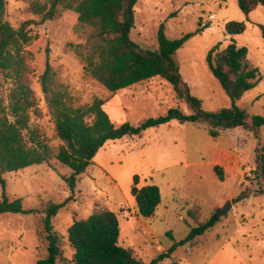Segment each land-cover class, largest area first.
<instances>
[{
    "label": "rangeland",
    "instance_id": "374dc122",
    "mask_svg": "<svg viewBox=\"0 0 264 264\" xmlns=\"http://www.w3.org/2000/svg\"><path fill=\"white\" fill-rule=\"evenodd\" d=\"M27 6L28 0H6L4 19L13 27L25 20H39ZM134 10L130 39L141 48L157 49L162 23L169 39L193 34L174 58L190 94L198 97L207 111L232 104L207 65L208 51L217 44L222 49L232 41L245 46L250 66L258 68L259 82L236 105L246 112L249 123L252 117L264 118V37L259 27L264 26L263 6L245 14L237 0H138ZM229 21L243 22L246 29L230 35L226 30ZM206 23L209 25L202 32L194 33ZM30 28L35 38L25 46L23 81L33 91L30 100L34 104L28 110L29 129L24 131H34L54 152L62 142L55 133L40 83L47 54L54 86L66 91L71 105L101 98L115 125H137L174 107L190 112L173 87L160 77L111 93L86 74L74 53L66 48L67 42H81L85 37L75 12L63 9L60 17L34 23ZM14 88V79L0 71V100L9 114ZM258 130V139L240 127L221 130L214 138L204 124L170 120L138 136L108 140L92 164L77 176L73 191L65 181L71 169L55 158L18 171L0 170L8 199L22 198L24 209L37 210L0 214V264H36L46 255L44 210L60 203L64 205L51 221L60 237L61 253L55 264H73L67 227L98 209L117 214L118 244L131 249L143 264L174 244V251L158 264H264V193H256L254 175L256 149L264 145V124ZM214 166L222 168L223 179ZM135 175L138 187L154 184L160 190L161 202L152 218H144L137 211L131 192ZM260 185L264 188V183ZM243 193L245 196L239 198ZM2 194L0 183V201ZM228 201V212L215 218ZM209 221L212 225L203 234L181 243L192 226Z\"/></svg>",
    "mask_w": 264,
    "mask_h": 264
},
{
    "label": "trees",
    "instance_id": "16d2710c",
    "mask_svg": "<svg viewBox=\"0 0 264 264\" xmlns=\"http://www.w3.org/2000/svg\"><path fill=\"white\" fill-rule=\"evenodd\" d=\"M137 1L28 0L27 10L39 17V20H25L17 27H13L4 19L6 0H0V71L12 77L15 82L10 114L0 100L1 171H18L55 158L71 169L72 172L65 181L73 191L77 176L92 164L94 156L106 141L138 136L146 129L170 120L204 124L214 138L219 136L221 130L237 127L249 130L255 138H259L258 129L264 124V118L255 116L249 123L246 112L236 105V101L259 82L258 68L250 66L247 60V48L232 41L222 49L220 44H217L208 51L207 65L230 97L232 104L217 111L204 110L201 100L190 94L174 58L176 51L193 34L186 33L179 38L169 39L165 35L162 23L157 32V49L141 48L130 39ZM237 3L245 14L250 13L258 5L264 7V0H237ZM63 9L75 12L79 28L85 31L83 41H69L66 48L74 53L83 65L85 73L92 79L109 92L116 93L153 77H160L173 87L176 96L188 105L190 112L185 113L174 107L164 115L147 118L137 125L128 122L115 125L103 108L105 101L101 98H95L89 104L71 105L66 91L54 86L53 72L47 54L40 83L54 120L55 133L62 144L54 152L34 131L29 130V133H25L24 130L29 129L28 110L34 104L30 100L33 91L23 81L26 71L25 46L35 38L30 27L34 23L42 24L60 17ZM208 25L206 23L200 26L194 33L202 32ZM259 27L264 37V26ZM245 29V24L240 21H229L226 25L227 33L230 35L242 33ZM255 162L254 175L258 185L256 193L263 194L264 188L260 183H264V145L257 147ZM214 171L223 179L220 166H214ZM138 182L139 178L135 175L131 192L136 201L137 211L144 218H152L161 202L160 190L154 184L138 187ZM0 183L3 187L0 214L37 212L36 209H24L22 198L8 199L1 176ZM244 196L245 193L239 198ZM63 205L64 203L50 204L44 210L42 224L47 253L38 259L36 264H55L61 253L60 237L53 230L51 221ZM211 225L209 221L192 226L181 243L192 241ZM119 236L120 226L114 211L98 209L84 219L74 220L67 227V239L74 250L73 264H143L131 249L118 244ZM175 247L176 244L147 264H158L169 256Z\"/></svg>",
    "mask_w": 264,
    "mask_h": 264
},
{
    "label": "water",
    "instance_id": "95a60500",
    "mask_svg": "<svg viewBox=\"0 0 264 264\" xmlns=\"http://www.w3.org/2000/svg\"><path fill=\"white\" fill-rule=\"evenodd\" d=\"M230 207H231V204L228 201L227 204L223 208H221L220 210H218V212L215 215V218H219L220 216L226 214L228 212V210H229Z\"/></svg>",
    "mask_w": 264,
    "mask_h": 264
}]
</instances>
